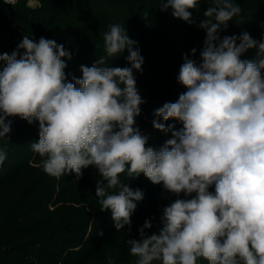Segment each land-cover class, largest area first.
I'll return each mask as SVG.
<instances>
[{"label": "clouds", "instance_id": "9594fccd", "mask_svg": "<svg viewBox=\"0 0 264 264\" xmlns=\"http://www.w3.org/2000/svg\"><path fill=\"white\" fill-rule=\"evenodd\" d=\"M201 3L208 7L197 21L193 11ZM160 10L196 24L206 39L201 62L185 56L180 67L177 79L187 91L154 111L182 124L175 130L153 120L172 135L159 149L135 126L145 101L134 70L142 71L144 58L119 24L103 33L104 49L107 57L127 50L130 67L109 66L101 56L81 65L82 76L71 82L63 58L72 54L54 39L24 35L11 54H0V138L11 132L10 117L38 122L31 148L42 170L79 179L84 169H96L95 196L117 232L131 225L144 198L122 176L143 174L178 197L162 209L156 232L146 233L153 227L146 220L139 239L127 241L134 264H264V42L247 31L220 38L242 12L233 0H161ZM253 48L256 58L242 59ZM6 155L0 149V165Z\"/></svg>", "mask_w": 264, "mask_h": 264}, {"label": "rangeland", "instance_id": "374dc122", "mask_svg": "<svg viewBox=\"0 0 264 264\" xmlns=\"http://www.w3.org/2000/svg\"><path fill=\"white\" fill-rule=\"evenodd\" d=\"M18 1L19 0H16V2ZM119 1L124 2L125 0ZM241 1L242 0H233V2L238 5ZM243 1H245V3L246 1H248L249 3V1L251 0ZM40 3V0H31V2L30 0H28L27 11H24V13L20 15L18 11L13 8L12 4L5 3L4 0H0V54H11L17 48V45L21 42L24 35L28 34L27 36H29V38L38 41L41 37L46 36V33H41L40 30H44L45 26H49L50 24L52 26L55 25L53 23L54 17L53 19L45 18L39 14V10H34V8L39 6ZM85 4L86 5H84L82 10L80 8L79 9L82 11V14L87 16V26L89 25L87 28L90 29V31L92 30L103 35V33L108 31L109 27V23L106 22V20L111 17L108 13L109 10L102 5H92L90 0H86ZM157 5L159 4L152 5L149 8L146 7L148 9L135 7L133 8L136 11L135 15L123 13L125 15L123 16L122 14L120 16L118 14H120L121 11H119V9H116L114 11V18L115 20H118L119 22L125 24V30L128 34L129 27L135 20L134 18H140L139 20H137V25H139L140 27L142 23H145L147 21V18L149 16L148 12L157 11V9L159 8V6ZM129 9H131V7L127 8V10ZM55 12L57 13L58 10H56ZM51 14H53V12H51ZM100 14H103L101 15L102 17H98V15L100 16ZM29 17L30 19H28ZM171 20H175V17H171ZM71 22L77 28H80L83 25L76 18L72 19ZM262 22L259 20L258 25H261ZM21 25L22 28L26 30H32L35 26L37 30L39 29L40 34H33L31 36L20 27ZM185 25V21L177 19L175 21V24H171L169 26L170 29L168 32V35L170 36V38H172L171 42L173 43V45H175L173 49L174 55L171 57V60L176 62L175 64L178 70V75L180 67L184 63L185 56H187L189 59L195 60L197 63L201 62L200 52H198L196 48V46H198L197 41L191 44L192 46L190 45V47L186 46V35L184 36L183 33L186 30L184 28ZM128 36L135 41L139 38L138 36L130 34H128ZM53 39L58 44H62L65 50L72 54L71 59H68L67 57L63 58L67 65L64 71L67 81L69 82L72 81L73 76L77 78H80L82 76V73L80 71V66L82 64L79 65L80 61L78 59V56L79 54H81L82 50L80 51L76 49V46L74 44H71L72 40H78L92 53L95 52V50L97 51V49L99 50V52H101V50L103 49V53H101L100 55L107 56L102 42L95 43L90 38L79 39V36L73 38L71 37V34L60 29L59 34L56 35ZM260 42H264V38L261 39ZM192 49H196V54L194 56L192 54ZM126 54L128 55L127 50H125L123 54H118L114 57H106V63L109 66L112 64V66L114 67H130L129 63H125L127 57ZM256 55L257 53L254 55V59L256 58ZM89 60L90 59L88 58L84 60V62L90 64ZM3 66L4 62L0 61V68H2ZM88 66L90 67L91 64ZM186 91L187 89L182 86L177 79V83H175V86L168 87L164 90V94L166 95L164 103L171 102L172 100L173 102H176L179 98V95ZM155 108L157 109L159 108V106L157 105L155 106ZM9 119L12 121L11 132L8 134L7 138H0V146H2L3 148L10 147L12 151L14 150L18 155H25L27 153V155H25L26 157L24 156V159H26V161H28L29 163H36V165L34 166L35 169L33 170V176L39 179L41 183L40 191L29 197L20 195L16 190L8 189L7 185L4 186L2 185L3 183H0V249L3 248L8 250L11 255L13 254L15 256V254H23L25 256H28L29 259L34 260V262H39L41 264H59V261L57 259L55 260V258H49L47 254H49L48 251L51 249L60 250L62 248L60 244L64 241L63 236L69 235L72 232L71 230L67 231L63 227L65 221L69 218L71 219L74 217L82 219L85 214H87L88 212L90 213L91 211V220L87 223L86 227L84 229H76L74 232L79 236L85 235L84 238H87L88 240L86 241V243H84L86 248L84 246V249H82L80 252H83L85 249L92 250L93 248H95V245L97 244V242H99V240L103 241L97 248L98 251L96 255H94L95 259L93 260H96L97 262L93 264H105V262H107L111 255H114L113 253L117 252L118 250L122 257V251L129 246L127 244L128 240L139 239V229L144 225L146 220H151L153 225L151 229L145 230L146 233L150 235L156 232L158 227L160 226L162 209L178 198L174 194L167 192L162 184L154 185L149 182V185V183L147 182L149 180L144 177L143 174H141L137 179L134 180H128L126 176H122V181L125 183L128 182L133 190L140 189L143 192L144 198L143 200L137 202V207L131 216V222L136 221V223H132V225L130 226L126 225L120 232H117L114 226V222L111 219L110 211H101L100 204L98 203V198L95 196L97 181L101 179L96 169L92 167L84 169L83 176L79 179H77L74 173L66 174L65 176H61L59 179L47 175L40 166L41 157L31 148V144L34 141H37L39 138L38 122L29 124L26 120H22L19 117H10ZM154 119H158L159 122L165 123L166 126L168 124H173L175 125V130H179V127L176 123L178 121L171 120V122H165L162 118L157 117H155ZM147 123L152 124L153 128V134L150 131L148 132V130L145 131L146 134H143L148 137V146L159 149L165 143V139L168 140L172 138L171 132L164 133L155 129L153 127V122H151V119H148ZM18 157L20 158V155ZM9 158L12 161L18 159L17 157H8V160ZM17 166V168L20 167V165ZM10 169L11 168H8L5 173H9ZM1 180L2 177L0 178V182ZM146 183H148V185H146ZM148 189H152V192L157 191L159 193L161 189V191H163V194L158 198V200L154 201V206L158 208L153 210L151 213V210H149V212L147 211V214H144L147 206L146 202L149 199L148 192L150 191ZM161 197L164 198L161 200ZM179 198L185 197L183 196V194H181ZM148 205H150V203ZM48 221H50V223H46ZM25 228H31L32 230L36 228L35 233L29 236L30 238H32V236H36L37 234L43 235V238L46 239L45 241H43V247H39L38 245L35 247L32 243L30 247L27 245H23L24 247L21 248L19 244H21L20 242L22 241L17 243L7 242V237L9 235L13 237L14 234L16 235V230H23ZM99 233H103V235H99ZM53 236H55L56 238H60L58 241H56V238ZM76 252V254H80L78 253L79 251ZM67 253H69V251H65L64 256H67ZM14 256L10 257L7 260H0V264H16ZM89 257L88 254H85L84 258L87 259ZM128 258H130V262L128 263L134 264L136 258L132 257L131 255H129ZM61 259H64L63 256H61ZM17 264H23V261H19ZM198 264L204 263L202 261H198Z\"/></svg>", "mask_w": 264, "mask_h": 264}, {"label": "trees", "instance_id": "16d2710c", "mask_svg": "<svg viewBox=\"0 0 264 264\" xmlns=\"http://www.w3.org/2000/svg\"><path fill=\"white\" fill-rule=\"evenodd\" d=\"M91 4L96 5H102L106 9L109 10V17L106 22L110 24H119L125 29V24L122 22H119L118 20H115V10L119 9L121 11L120 14L128 13V14H136V11L133 9L135 7L148 9L150 6L159 4V8L157 11L148 12V18L145 23H142V25H137V20L140 18L136 17L135 20L132 22L131 26L129 27V33L130 35L138 36V47L140 50V54L144 58V63L142 65V71H135L134 75L136 77V85L138 92L142 99L145 101L140 107H141V114L136 117V127H138L142 134H146L145 131L148 130V132H152L153 134V128L152 124L147 123V120H152L155 118L154 116V110H156L155 106H163L164 100L166 98V95L164 94V90L168 87L175 86V83H177L178 78V70L176 68V62L171 60V57L174 55V47L173 43L171 42L172 38L168 35L170 25L175 24V21L178 18H175V20H171L172 14L171 11H161L160 10V3L161 0H125L124 2L119 0H90ZM40 5L34 8V10H39V14L45 18H52L54 17L53 23L55 24L52 26L51 24L49 26H45V31L40 30L41 33H46V36L44 38L46 39H53L56 35L59 34V30H63L71 34V37L75 38L79 36V39L81 38H90L95 43L102 42L103 46V35L96 33L94 31H90L87 27V16L82 14V8L84 5H86V0H40ZM28 0H19L18 2H15L13 6L14 9L18 11L20 15L24 13V11H27L28 8ZM208 4L207 3H201L200 7L193 11L194 17L197 19H203V11L206 10ZM239 6L242 9V12L239 16L234 17L232 21L228 22L227 29H224L222 32L219 33V36L221 39L225 36H232L237 35L239 36L243 31H247L251 37L256 40L258 43H260V40L264 38V0H251L249 1H241L239 3ZM128 7H131V9L127 10ZM148 7V8H146ZM81 10H80V9ZM58 10L56 13L55 11ZM53 12V14H51ZM102 13V12H101ZM52 15V16H51ZM98 15V17H102ZM125 14H123L124 16ZM127 17V15H126ZM27 18V17H26ZM76 18L78 21H80L83 25L80 28H77L72 24V19ZM30 19V17L28 18ZM27 19V20H28ZM259 20L262 22L261 25H258ZM31 21V20H30ZM173 21V22H172ZM84 22V23H83ZM185 31L184 36L186 37V46H189L197 41L198 46H196L198 52H201L204 47V41L206 39V32L203 29H200L197 27L196 24H189L188 22H185ZM22 28V25L20 26ZM26 27V26H23ZM23 29V28H22ZM25 32L29 33L31 36L39 35L40 31L37 28H34L31 30L23 29ZM29 31V32H28ZM48 34V35H47ZM28 35V34H27ZM30 36V37H31ZM72 40L71 44H74L76 46V49L82 50L81 54H79L78 59L80 61L79 65L85 64L86 66L93 65V63L96 61V59H99L103 53V49L101 52L97 49L95 52H91L82 45L78 40ZM204 40V41H203ZM203 41V42H202ZM200 42V43H199ZM101 46V47H103ZM192 46V45H191ZM101 49V48H100ZM257 49L253 48L248 50L243 56L242 59H248L252 60L254 59V55L257 53ZM98 53V54H97ZM147 55H146V54ZM127 55V54H126ZM107 57V56H105ZM90 59L89 63H85L84 60ZM127 64V60L125 61ZM150 75V77H149ZM173 102V100L171 101ZM153 116V117H152ZM168 122H171L169 120ZM174 122V121H173ZM177 126L182 128V124L180 122H176ZM175 124V123H174ZM167 140V139H165ZM15 143V142H14ZM0 149H3L6 151V159L4 160L3 164L0 165V178L2 177L1 184L7 185L8 189H14L19 193L20 195L25 196H31L33 194H36L40 191L41 183L40 180L35 178L33 175V170L35 169L34 166L36 163L31 162L29 163L24 159L27 155L15 153V151L9 147H2L0 146ZM26 152V151H25ZM25 156V157H24ZM8 157H17L18 159L15 161H12L10 158L8 160ZM20 165L19 168H17ZM11 168L9 170V173H5V171ZM12 166V167H10ZM148 183L150 181H147ZM146 183V185H148ZM150 185V183H149ZM150 192H148L149 199L146 202V210L144 214H147L150 211V213L157 209L158 207L154 206V201L158 200L160 196H162L163 191L160 189V193L152 192V189H148ZM161 194V195H160ZM195 195V194H193ZM164 198V197H163ZM161 197V200L163 199ZM150 203V205H148ZM148 211V212H147ZM91 213V211H90ZM89 212L85 214L82 219H78L77 217L69 218L65 221V224L63 227L68 231H72L69 235H65L64 241L60 244L61 249H51L48 251L49 258H55L59 261V264H84V263H96L94 255L97 253V248L103 242L102 240H99L97 244L95 245V248L92 250H84L83 252H80L82 249H84V243H86L87 238H84L85 235L79 236L74 231L76 229H84L87 225V223L91 220V214ZM39 223V222H38ZM42 223V222H41ZM50 223V221L46 222ZM135 224L136 221L131 222V225ZM35 229L31 228H25L23 230H16V235L14 234L12 236L7 237V242L11 243H17L20 242L19 246L22 248L23 245H27L30 247V245L33 243L36 247L37 245L39 247H43V241L46 239L43 238V235H36L32 236L30 238L29 236L33 233H35ZM52 237V236H51ZM55 237V236H53ZM109 237V236H108ZM56 238V237H55ZM60 237L56 238V241L59 240ZM54 239V238H53ZM89 239V238H88ZM83 243V245H82ZM26 246V247H27ZM19 247V248H20ZM86 248V246H85ZM25 249V248H24ZM100 249V248H99ZM29 251V250H28ZM69 251L67 253V256H64V252ZM80 254H76L77 252ZM26 252V251H25ZM85 254H88L87 259H85ZM114 255H111V257L105 262V264H129L130 258L128 256L129 253V246L125 248V250L122 251V257L119 252L113 253ZM10 252L6 249L1 248L0 249V260H7L10 257L14 256L13 254L10 256ZM42 255V254H41ZM45 255V254H44ZM46 255V256H47ZM124 255V257H123ZM59 256V257H58ZM61 256H63L64 259H61ZM87 256V255H86ZM121 258H120V257ZM15 263L17 264L19 261H23V264H41L39 262H34V260L29 259L28 256H25L23 254H15ZM58 257V258H57ZM60 259V260H59ZM202 261L204 264H207L204 260ZM98 264V263H97Z\"/></svg>", "mask_w": 264, "mask_h": 264}, {"label": "built area", "instance_id": "2783aa9c", "mask_svg": "<svg viewBox=\"0 0 264 264\" xmlns=\"http://www.w3.org/2000/svg\"><path fill=\"white\" fill-rule=\"evenodd\" d=\"M15 2H16V0H15Z\"/></svg>", "mask_w": 264, "mask_h": 264}]
</instances>
